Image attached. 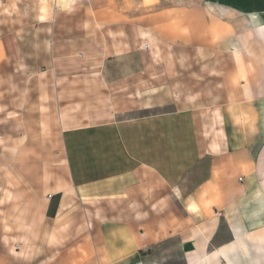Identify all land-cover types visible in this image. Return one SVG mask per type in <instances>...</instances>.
<instances>
[{
    "label": "crops",
    "instance_id": "obj_1",
    "mask_svg": "<svg viewBox=\"0 0 264 264\" xmlns=\"http://www.w3.org/2000/svg\"><path fill=\"white\" fill-rule=\"evenodd\" d=\"M168 1L177 5L138 25L125 19L118 0H51L55 30L66 29L83 6L91 16L81 19L80 37L89 41L95 25L104 35L100 104L83 119L74 101L49 103V114L60 117L61 147L50 164L34 167V187L18 182L16 214L0 212L17 222L18 237L33 233L32 251L43 248L46 264H59L57 238L71 237L77 223L96 264H166L168 254L181 264H264V42L258 39L259 55L246 48L249 30L264 24V0H225L227 17L217 21L202 2ZM235 8L245 23L241 32L229 21ZM203 30L207 38L217 35L225 67L187 71L184 77L204 78L192 85L182 81V70L156 67L180 61L175 46L197 50ZM58 56L52 48L53 60ZM234 56L241 69L233 67ZM5 58L0 40V66ZM59 91L55 86L56 97ZM34 108L40 141L42 115ZM17 110L25 124L26 105ZM27 139L22 131L14 138L21 145ZM26 153L19 145L18 156ZM28 236L15 252L31 243ZM70 247L61 250V264H70Z\"/></svg>",
    "mask_w": 264,
    "mask_h": 264
},
{
    "label": "rangeland",
    "instance_id": "obj_2",
    "mask_svg": "<svg viewBox=\"0 0 264 264\" xmlns=\"http://www.w3.org/2000/svg\"><path fill=\"white\" fill-rule=\"evenodd\" d=\"M118 1L119 6L127 15L125 19H132L138 25L146 22V15L160 11L164 5L175 6L176 4L168 0ZM193 3L194 0H187L185 5ZM196 3L205 5L217 15L219 18L211 16L216 21L220 18L224 20L227 17L225 0H196ZM80 9L71 14L70 20L64 22L67 24L66 29L55 30L53 28L55 15L51 0H0V40L4 43L6 53L4 64L0 66V212H5L9 216L16 214L17 211L18 182L22 181L27 186L34 187L38 182L34 178V167L50 164L53 158L52 151L61 147V145L57 146V143L60 144V140H55L60 132V117L58 114H49V109H47L49 103L52 101L56 106L67 101H74L75 112L79 115L83 114V119H86L89 108L96 110L100 104L98 103L100 95L97 92L101 86L98 73L100 60L97 58L100 53V38L103 37L104 30L99 25H95V28L89 30V41L80 37L83 31L80 29L81 19L91 16L85 12L83 6ZM228 14L230 15L229 21L233 22L235 30L241 32L244 23L241 10L235 8L234 13ZM202 15L204 21L205 16ZM262 27L264 24L260 30H249V39H246L247 51L253 56L259 55L263 51L261 44L258 43L259 38H262L264 42V28ZM139 35L140 38L141 31H139ZM206 35V31L203 30V44L197 50L193 46H183L178 52V46H175L174 52L181 55L180 61L170 62L169 65L160 63L156 67L168 66L172 69H180L185 72L182 81L184 80L190 85L196 84V82L203 84L204 78L184 76L191 74L195 68L225 67V56L219 52L216 45L217 35L213 33L209 38ZM83 40L84 42H82ZM52 48L54 50L57 48L58 60H53ZM84 51L86 56L82 55ZM242 66L241 59L234 56L233 67L241 69ZM250 68H254V66L250 64ZM187 71L191 72L186 73ZM55 86L60 90L58 97L54 94ZM84 87L86 92H83ZM49 89L52 91L49 92ZM216 97L219 98V95ZM35 103L38 104V108L40 107L42 115L41 128L39 129L42 133L40 141L36 139L38 129L33 124L34 118L30 116L35 111ZM24 104L28 112L25 124L21 121L22 118L18 123L19 115L17 114V106ZM19 131L30 138L25 141V145H21L23 142L14 140ZM19 145L27 152L25 157L18 156ZM34 150L37 152L36 156L32 155ZM41 152L45 155H41ZM19 165L26 167L25 170L23 169L25 172H18ZM3 194L9 198L5 202L2 201ZM73 223L76 224V222ZM73 227L71 237L59 236L57 238L59 264L62 261L66 262L64 261L66 254L61 253V250L69 244H71L70 248H73V252L67 255L71 260L70 264H96L92 242L89 243L87 238H82L81 223H77ZM18 228L16 221L13 220L9 223L0 217V264H46L48 256L46 258V251L43 248L40 249L42 251H32L33 233L28 234L21 231L22 235L18 237ZM25 235L30 236L26 238L31 243L22 242L21 249L15 252L14 250L18 249V240H23ZM48 241L47 238L43 243L44 246H49ZM39 257L41 260L34 262ZM166 264L181 263L176 254H168Z\"/></svg>",
    "mask_w": 264,
    "mask_h": 264
},
{
    "label": "bare ground",
    "instance_id": "obj_3",
    "mask_svg": "<svg viewBox=\"0 0 264 264\" xmlns=\"http://www.w3.org/2000/svg\"><path fill=\"white\" fill-rule=\"evenodd\" d=\"M255 28H256V27H255ZM262 28H264V27H262ZM257 29L260 30V26H259L258 24H257Z\"/></svg>",
    "mask_w": 264,
    "mask_h": 264
},
{
    "label": "built area",
    "instance_id": "obj_4",
    "mask_svg": "<svg viewBox=\"0 0 264 264\" xmlns=\"http://www.w3.org/2000/svg\"><path fill=\"white\" fill-rule=\"evenodd\" d=\"M146 46H147V44H146Z\"/></svg>",
    "mask_w": 264,
    "mask_h": 264
}]
</instances>
